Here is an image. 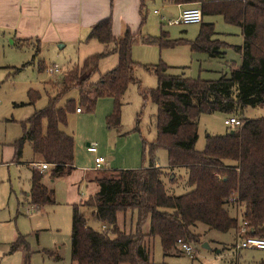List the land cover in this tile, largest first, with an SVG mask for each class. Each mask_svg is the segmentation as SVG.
<instances>
[{"label": "trees", "instance_id": "trees-1", "mask_svg": "<svg viewBox=\"0 0 264 264\" xmlns=\"http://www.w3.org/2000/svg\"><path fill=\"white\" fill-rule=\"evenodd\" d=\"M170 1L196 4L202 18L220 15L226 23L238 26L243 41L232 48L241 54V63L216 80L174 74L164 63L144 66L158 79L157 87L148 91L157 114L156 138L147 148L150 152L166 150L168 166L161 168L151 162L144 168L113 170L114 175L96 179L98 192L72 206L73 264H151L153 238L160 240L163 254L169 255L176 249L177 239L194 241L190 229L197 223L210 230H234L237 234L239 221L230 216L229 205L244 207L241 221L246 223L247 236L264 238V118L242 117L245 108L264 106V0ZM200 23L195 39L189 43L191 50L205 52L209 57L222 56L228 44L213 39V23ZM136 34L126 29L123 36L114 37L110 17L91 27L87 39L113 43L117 66L91 82L100 59L108 54L102 52L87 56L80 66L67 70L53 85L56 92L48 98L47 105L21 122L22 134L13 143L15 159L20 158L28 142L33 154L52 166L51 178L68 174L73 169L74 139L61 127L67 124L69 113L77 108L91 111L101 97H111L115 102L106 118L107 127L119 126L122 95L135 80L131 49ZM144 40L154 42L158 38ZM173 44L160 42L162 47ZM40 69L44 71L45 67ZM73 89L78 93V106L73 100L58 106ZM28 96L34 103L39 93L29 90ZM215 112L236 117L241 125L230 126L222 135L207 134L203 149H195L198 117ZM175 167L188 169L187 185L191 188L176 196L166 192L162 181L166 171ZM41 179L42 174L33 170L29 196L36 207L55 202L54 191ZM128 210L135 211L136 216L132 233H124L117 226V213ZM87 214L92 221L108 226L107 230L88 225ZM147 222V233H143L141 227ZM20 246L26 251L23 264H29L30 251L22 238L10 245L9 252Z\"/></svg>", "mask_w": 264, "mask_h": 264}, {"label": "rangeland", "instance_id": "rangeland-1", "mask_svg": "<svg viewBox=\"0 0 264 264\" xmlns=\"http://www.w3.org/2000/svg\"><path fill=\"white\" fill-rule=\"evenodd\" d=\"M124 3H115V0L112 3L116 10L114 17L111 15L115 30L119 36H123L127 27H130L137 34L131 49L132 60L135 62V80L122 95L119 126L107 127L106 118L114 109L115 102L111 97H101L97 99L93 110L82 109L80 114L75 111L69 113L67 124L61 127L74 139V165L77 169H95L94 158L101 157L103 164L96 173L107 177L114 175L113 170L140 169L151 162L161 168L168 166L166 150L159 148L150 152L147 148L156 138L157 114V106L151 101L148 91L157 87L158 79L154 73L144 69L145 65L164 63L171 67L169 72L174 74L216 80L221 74H227L241 63V54L232 48L242 44L241 30L238 26L226 23L220 15L202 18V22L214 24L216 33L213 39L228 44L222 56L209 57L205 52L191 50L189 44L195 39L201 23H169L177 19L180 13L177 5L170 0H130L127 11ZM195 5L186 4V7ZM137 18L139 21H136ZM146 37H157L158 41L148 42L144 40ZM36 41L31 39L20 42L8 36L0 38V145L9 144L21 136V121L45 107L48 98L56 92V86L53 85L67 70L75 65L80 66L87 56L108 53L100 59L97 71L90 78L91 82L98 81L102 74L115 68L118 63V55L113 52V43L104 44L93 39H83L80 43H68L62 47L63 43L37 45ZM165 41L174 44L162 47L160 42ZM42 64L57 70L49 74L40 69ZM29 90L39 93V98L34 103L30 102ZM66 100H73L75 106H78L77 90L69 91L58 106L63 107ZM227 117L229 115L219 112L201 114L197 120L198 138L195 149H203L207 134L222 135L228 131L230 126L224 124ZM242 117L264 118V106L247 107L243 110ZM87 144H95L97 152H88ZM9 147L10 145L6 146L4 159L9 156ZM32 154L31 146L26 142L21 160L30 161ZM29 176L26 165L0 166V264H23L26 252L23 246L14 253H8L10 245L18 235L24 236L27 242L30 251L29 264H73L70 256L72 210L71 205L64 199L67 179L59 177L51 182L50 175L44 176V184L55 189L56 204L45 205L37 211L27 203L19 208L17 206L22 191L29 188ZM187 177L188 169L185 167L167 170L162 177L166 192L176 196L191 190L187 185ZM228 210L230 216L238 219L240 225L244 207L229 205ZM119 213L121 212L117 214ZM86 216L89 219L88 225L100 230L101 223L92 222L88 214ZM122 221L120 219V224H117L120 231L134 232L131 217L125 216ZM107 228L108 226L102 231ZM141 229L144 233V225ZM190 230L194 241L185 242L194 249V258L185 255L178 246L169 255H164L160 240L153 238L150 245L151 264H264V250L234 249L233 245L238 241L234 237V230L219 232L208 229L202 223H197ZM36 232L38 237L34 235ZM204 244L208 247H204Z\"/></svg>", "mask_w": 264, "mask_h": 264}, {"label": "crops", "instance_id": "crops-1", "mask_svg": "<svg viewBox=\"0 0 264 264\" xmlns=\"http://www.w3.org/2000/svg\"><path fill=\"white\" fill-rule=\"evenodd\" d=\"M117 1L125 2L124 4L126 11L129 9L130 0H115V3ZM113 2L114 0H0V38L7 36L10 38L14 37V39L20 42H27L30 41L31 39H34V41L37 40L36 41L37 45H42V44L52 45L57 43H63L61 45L62 47H64L68 43L77 44L82 42L83 39H87L91 27L95 23L106 17L111 18L112 34L114 35V37L117 38L120 36L117 33V30H115L114 21H112V17H111V15L114 17V13L116 11L115 5L112 4ZM175 5H177L179 11H181V9L186 7V4H175ZM139 6H141V2ZM128 15H127L128 19H131ZM136 21H139V18H137ZM127 29L132 31L130 27H127ZM242 41H243V37H242ZM42 66L47 68L45 64H42ZM75 113L80 114L81 111L76 112L75 109ZM15 140L10 142L9 144L2 143L0 145L1 146L0 166L7 165L8 167L9 165H26L28 167L30 172L29 188L27 191H22L21 200L17 201V206L19 208V206L23 205V203H27L30 204V206H32L34 210L40 211L44 206L36 207L30 202V196H29V191L31 187L30 179L33 170H37L39 173L42 174L41 181L44 184L43 178L45 175H50L49 170L52 166L47 163L49 166L43 171H40L32 164L46 163V162H43L39 156L34 154H32V159L30 161L23 162L21 160L23 147L20 158L18 160L15 159V149L13 146ZM7 145H10L9 148L11 150L9 151V156L4 159L3 156ZM72 166L73 169L68 174L60 176V177H65L67 179V188L65 190L64 199L68 205H71V210L73 205L80 204L83 200L87 199L89 196H92L98 192L99 187L96 182V179L100 177H107L103 175H98V173H96L98 170L96 171V169L78 170L77 167L74 165V157H73ZM54 179L56 178H51V182H53ZM49 189H52L55 195V189L53 188H49ZM54 204H56V201L54 202ZM54 204H49V205H54ZM17 213H19V209H17ZM125 216H128V218L131 217V226L133 227L135 224L136 216H135V211H130V210L117 214V224L119 225L120 219L121 221L122 219L124 220ZM132 219L134 221H132ZM105 228L106 225L101 224L100 230H104ZM147 230H148V222L144 225V233H147ZM234 233H235L234 237L236 239L237 234L235 231ZM34 235L38 237L37 232ZM19 237L24 239V241L26 242L25 237L22 235H18L16 240ZM218 252H220V250H218ZM8 253L11 254L9 251Z\"/></svg>", "mask_w": 264, "mask_h": 264}, {"label": "built area", "instance_id": "built-area-1", "mask_svg": "<svg viewBox=\"0 0 264 264\" xmlns=\"http://www.w3.org/2000/svg\"><path fill=\"white\" fill-rule=\"evenodd\" d=\"M156 12V11H155ZM202 21V13L198 6H188L183 9H181L179 16L174 21H170L169 23L171 25H187V24H195L200 23ZM56 71L57 68H45V71L51 74L52 72ZM76 112H80V109H76ZM224 124L228 126H240L241 121L236 117H227L224 119ZM86 150L91 153H96V145L95 144H88L86 147ZM103 164V160L101 157H95L94 158V168L96 170L101 169V166ZM34 167L39 169L40 171H43L46 169L49 165L47 163H33ZM246 223L241 221L238 233H237V239L238 241L234 245V249L236 251L245 249V248H257L264 250V238L260 237H254V236H247L246 233ZM177 246L180 248V250L187 255L190 258H194V249L191 247V245L182 239H177L176 241Z\"/></svg>", "mask_w": 264, "mask_h": 264}, {"label": "water", "instance_id": "water-1", "mask_svg": "<svg viewBox=\"0 0 264 264\" xmlns=\"http://www.w3.org/2000/svg\"><path fill=\"white\" fill-rule=\"evenodd\" d=\"M171 178H173V176H171ZM203 246H204V247H208L207 244H204Z\"/></svg>", "mask_w": 264, "mask_h": 264}]
</instances>
